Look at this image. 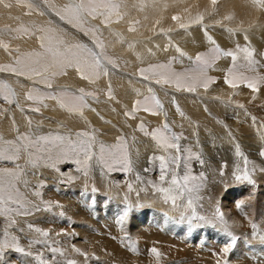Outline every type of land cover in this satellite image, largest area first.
Listing matches in <instances>:
<instances>
[{"label":"rangeland","instance_id":"obj_1","mask_svg":"<svg viewBox=\"0 0 264 264\" xmlns=\"http://www.w3.org/2000/svg\"><path fill=\"white\" fill-rule=\"evenodd\" d=\"M35 3L40 5V10L46 14L43 16L40 15V18H34L33 21L26 22L28 23L26 27L35 31L37 26H51L60 31V34L65 35V39L69 43L78 41L87 44L89 47L93 46L89 36H85L71 25L59 20L56 15L49 12L48 8L40 0H35ZM56 5L63 6L62 4ZM26 10L29 12V9ZM34 11L31 12L30 16L33 17ZM13 13L19 15L14 11ZM9 16L12 15L9 14ZM49 21H51V24L48 23ZM90 23L95 25L93 21H90ZM9 26L10 24L6 21L4 24H0V27H3L0 29H6ZM260 27L262 30L264 23H261ZM202 28L206 32L212 28L217 31H226V28L216 23H211ZM111 29L115 31L116 28L111 27ZM104 30H108V28ZM245 30L242 34L248 39H239L232 45L224 46L220 42L218 44L215 42V45L210 44L206 48H197L194 53L188 52L187 54L186 51H183L185 53L183 57L186 59L184 65H180L177 58L170 57L168 60L158 58L155 62L147 61L144 65L140 64L132 69L129 65L125 66L126 64L120 63L118 61V53L113 52L107 47L108 54L115 58L120 66L119 70L110 69L108 77L102 76L96 83H89L86 80H82L74 69H69L67 75L59 76L53 81V87L51 89L44 88L41 84L33 85L41 91L52 92L54 94L64 89L72 91L73 88L77 90L83 88L87 92L95 93L98 99L87 98L89 107L84 109V113L87 111L85 114L86 116L88 114V121H90L89 124L91 126L86 122V125L78 122L77 117H74L77 121L75 124L73 119H71L72 123L65 122L64 120L60 121L58 119L59 117L53 115L48 116V111L45 110L44 112L42 109L39 113L29 112V108L35 105H32L30 101L26 100L27 104L25 102L22 103L23 110L18 108L17 112L26 117L33 114L34 116L32 117H39L43 121L39 122L30 117L31 119L24 120L26 125L24 124L22 129L20 122L14 119L19 133H28L33 137L60 135L70 137L73 141H76L77 133L88 132L94 134L96 137L93 149L96 154L99 153L100 144H104L106 147H112L119 142L120 138H123L127 143L132 170L125 172L123 171L122 164H114L112 170L109 171L106 166L98 163L94 156L88 175L85 176L82 171H77L76 164L71 162L75 159V153L68 151L66 156L63 155L62 148L65 146L53 148L51 153L54 158L59 157L66 161L57 165L59 171L55 168L44 166L43 162L39 167L33 168L26 164V154H22V158L17 162L24 169V175L19 183L20 191L41 210L34 211L32 215L27 217H16L17 223L10 231L19 237L21 246L27 248L28 241L33 238L34 233L28 229V225L32 224L35 227L48 231L50 233L49 242L64 251V257H57L58 264H64L65 259H75L78 264H85L84 258L73 251V246L89 253L90 257L94 253L99 258L98 260L90 259L88 264H156V260L150 251L153 247L162 253L160 264H217L218 260H220L221 264H224L225 259L228 264H264V257L261 256V253L264 252V246L258 240L252 238V223L257 224L259 230L264 232V166L262 165L264 156L260 155V152L264 151V146L260 149L259 155L252 154L254 148L251 146H248V149H250L248 152L250 154H247L246 149V154H244L243 147L239 143L241 140L251 139L252 136L248 134L254 132L255 126L264 124V88L261 89L260 93L255 94V98L252 97L247 101L246 104L248 107L245 103H242L244 104L243 108L238 107L235 103H230L234 101L233 99H230L229 102H226V99L223 100L224 102L219 101V106L223 109L219 110V108H216L215 110H211V113L207 112L210 118H196L193 120L194 125H188L189 123L183 120L180 124L178 122L171 123V121L169 123L168 119L172 131L183 137L179 142L181 148H190L192 153L199 155L203 161V163H200L194 158L188 160V154L182 152L180 168L177 172L179 176H182L186 171L184 165L188 164L192 175L197 177L196 183L201 185L199 192L193 193V196L200 197L195 203L197 214L211 217L215 207L219 205L228 222L229 230L237 237L236 246L226 258L223 257L221 249L229 242L230 238L224 232L222 225L216 224L215 227L212 225H204L202 227L192 228L190 231L187 221H180L181 212L184 210L183 207L174 210L171 203H164L162 194L152 188L149 181L160 184L159 161L154 160L153 157L165 154L160 149H157L155 142L151 140L150 136H145L143 132L139 131V125L142 122L145 128L151 132L153 129L161 126L150 127L147 124L148 122L145 121V117L150 116L152 119H155L158 116L143 110L137 111V113L135 112L136 114L133 113L135 116L134 119L125 116L126 111L130 112L133 110V105L136 100L139 99L142 101L149 93L142 90L139 93L141 97L135 98L134 100H130L122 95L124 92L123 88L128 83H137L152 87L158 99H160V93L167 98L170 97L169 99L172 98V101L175 98L174 103L178 106L183 107L184 98L202 102V99L206 98L200 92L202 89L193 94L177 92L171 87L161 88L150 81L143 80L138 70L150 65L171 62L175 71H184L194 66L196 55L205 54V51L210 50L207 56H211V49L215 46H218L222 52H233L236 54V63L238 65L245 64L246 60L244 55L238 52L235 53L233 51L234 48L238 45H241V49L248 48L253 52L252 59L255 61L258 72L264 75V37L261 31L254 34L252 29L247 28ZM39 34L37 33V35ZM119 34L121 35V33ZM160 36L161 34L157 35V37ZM0 38L10 43L11 39L9 37L2 36ZM123 38L122 40H124ZM29 39V42L32 44L30 50H40L38 40L34 36L29 37ZM148 39L151 42L155 40L153 36V38H146V41L145 38H139V40H134V43L135 45L136 43L144 45L149 42ZM215 40L218 41L217 39ZM3 64L0 63V65ZM175 64L176 66H174ZM232 64L231 56L221 55L216 60L214 66L208 70V75L215 78L216 83L210 85L208 91L212 92V90L219 87L226 88L225 90L230 89L225 84L224 78L226 71ZM11 76L13 78L16 77L12 74L5 73L4 75H0V80L6 81L15 91V85H12V81L10 83L8 82V78ZM16 79L18 78L16 77ZM109 83L111 84L114 97L111 100L107 97ZM241 87L245 95H248L250 90L244 86L238 87V90H241ZM31 88L33 87L29 86L26 92ZM212 100H209V102H212ZM253 101L254 103H252ZM161 103L162 105H166L167 103L169 104V101H162ZM119 105L120 107H117ZM14 106L16 104L7 105L0 99V111L7 109L6 112H10L12 108H15ZM19 107H21L20 103ZM39 107L41 108V105ZM182 110L185 112L184 109ZM237 111H247L246 113L244 112L241 119H239L240 123L237 124L238 130L241 131L239 134L243 136L241 139H237L236 142L237 135H234L228 139L230 141L227 144L228 146H224L219 139L210 140L206 138L205 135L208 133L212 135L213 132L219 133L218 131H225L230 126H233ZM6 112L0 115V120L4 119ZM160 113H162L165 119L167 110L164 106L163 111ZM215 113L220 114L219 118L217 115L216 118L211 116V114L213 115ZM89 115L91 116L90 118ZM253 117L256 118L255 124H253ZM29 120H31V127L28 123ZM44 121L46 122L44 123ZM101 121L106 126L100 125ZM10 122L13 124L11 120ZM53 123H57L55 127H52ZM11 126L13 127V125ZM260 133L264 134V129L261 132H257L256 136L258 137ZM17 134V131L14 129L11 134L8 133L5 137L9 140H15ZM198 134L202 136L197 137ZM187 135L193 139H190L191 137L188 138ZM149 140L154 142V144H150L151 142ZM233 140L236 146L239 145L241 152L249 161L248 170L254 181L252 184H249L247 181L236 180V175H242L244 165L243 157L234 155L236 153V147L232 142ZM261 141L264 144V139ZM194 143L195 145L197 143V145H193ZM218 150H223L225 153L227 150H232L233 157L230 158L221 151L222 155H220ZM256 158L260 160H256ZM109 163H111V160H109ZM238 165L240 171L237 170ZM0 167L14 168L15 165L6 161H0ZM201 173L203 174L202 179ZM70 176L74 177V179L69 180L68 177ZM137 176L140 179H137ZM25 181L27 182L26 184ZM129 184L132 185V191L128 189ZM40 185L43 186L41 187ZM162 186L167 187V181ZM93 188L96 189L95 192H93ZM37 191L41 193L40 196L34 195ZM240 200L244 201L242 209L236 207V203ZM177 203L186 205L187 194ZM49 205L50 209L45 210ZM129 205L132 206V211L129 212L128 217L123 225H121L118 223L119 216ZM137 205L140 206L137 207ZM4 223L3 218H0V230H2ZM193 223H196V221ZM161 225H164V227H161ZM20 229L23 231H20ZM132 242L135 243L137 249L135 253L129 250V244ZM31 251L33 253L43 251L45 258L49 260L52 256L51 252L42 245L34 246ZM6 260L10 264H36L31 257H25L11 251L6 253Z\"/></svg>","mask_w":264,"mask_h":264},{"label":"snow or ice","instance_id":"obj_2","mask_svg":"<svg viewBox=\"0 0 264 264\" xmlns=\"http://www.w3.org/2000/svg\"><path fill=\"white\" fill-rule=\"evenodd\" d=\"M42 2L48 8L49 12L56 15L59 20L71 25L85 36H89L93 46L89 47L87 44L78 41L69 43L66 41L65 35L60 34V31L51 26H37L35 31L30 30L24 25H21L17 29L6 28L0 30V37L8 35L11 39H19L22 36H34L39 42L40 50L19 53V49H16L15 51L18 54L15 56L13 62L0 65V73L23 77L32 81L33 85L41 84L44 88L51 89L53 87V81L59 76L67 75L69 69H74L82 80H86L89 83H96L102 76L108 77L110 69L119 70L120 66L117 60L108 54L103 32L97 26L92 25L90 21L99 20L104 28L109 29L112 24H118L124 21L126 13L121 10L125 6L123 0H77L76 3H68L63 6H57L52 0H42ZM251 2L254 6L264 9V0H251ZM159 3L160 0H136L133 7H137L139 11H144L148 7H156ZM210 3L215 8L218 0H210ZM0 4H3L8 9L13 7L11 3H6L5 0H0ZM16 5L29 9V12L26 13L27 15H31V12L34 10L38 11V14L41 16L46 14L40 10V5L36 4L35 0H16ZM168 7L169 5L164 3L161 10H166ZM185 11L187 12L188 9H185ZM171 19L173 22L178 23L181 29L187 30L192 24L202 25L205 17L203 14H197L195 17L190 18L188 23L181 22L183 19L181 15H173ZM224 19L231 20L233 17L227 15ZM128 23V31L132 33L137 32L136 25L140 21L130 20ZM217 23H221V21H217ZM49 24H51V21H49ZM155 24H160V20L155 21ZM150 30L154 31L155 25ZM227 30L229 32H235V29L229 28ZM160 31L166 35L167 32H171L173 29L169 28L164 30L161 28ZM37 33L40 34L37 35ZM110 34L115 36L119 43L124 42L119 33L110 32ZM208 39L211 44L215 45V41L210 36ZM134 46L132 43L128 44L130 49ZM10 47L11 45L8 41L0 38V48L8 52L9 55H11V52H9ZM238 50L244 53L246 63L243 65L236 63V54L233 52H222L218 46H215L211 49V56L204 54L196 55L194 66L184 71H175L171 62L142 67L138 71L143 80L150 81L161 88L171 87L177 92L195 94L200 89L207 92L210 85L216 83L215 78L208 75V70L214 66L216 60L221 55L231 56L233 64L226 71L224 78L225 84L232 89L244 86L254 94L253 98H255V94L260 93L261 89L264 88V75L258 72L255 61L252 59L253 52L251 50L248 48H238ZM176 51L181 56L185 55L179 48ZM147 91L149 95L145 96L142 101L139 99L136 100L133 105V110L131 112L126 111L125 116L134 119L135 116L133 113L140 110L152 115H158L163 111V105L155 95L153 88L149 86ZM137 94L140 95L139 93ZM16 97L17 93L14 89L6 81L0 80V99L7 105L16 104L19 107ZM89 97L94 100L98 99L95 93L87 92L83 88L78 89L77 92L64 89L54 94L33 87L25 96L27 101L35 105L30 107L29 111L39 113L41 110L40 105L47 107L45 101L54 100L61 109L66 110L70 114H78L80 116H83L84 109L89 107L87 102V98ZM107 97L109 100L114 99L110 83L108 85ZM173 102H175V98H173ZM237 106L244 107L242 104H238ZM176 107L179 115L184 117V112L180 110L178 105ZM6 111L7 109L0 111V115H3ZM166 115L165 113V117ZM252 120L253 124H255L256 118L253 117ZM28 123L31 127V120ZM13 126L15 127V121H13ZM259 127L264 129V124H261ZM16 131L18 134L15 140L5 139L0 134V161H6L15 165L14 168L0 167V218H3L5 222L2 230H0V264H10L6 260V253L10 251L25 257H31L36 264H58L57 257H64L65 253L61 248L53 246L49 242L50 233L48 231L29 224L28 229L34 233V236L28 241L27 248L21 246L19 237L10 231L17 223L16 217H27L32 215L34 211L41 210L20 191L19 183L24 175V169L17 162L22 158V154H26L27 165L35 168L39 167L43 162L44 166L52 167L59 171L57 165L66 161L59 157L54 158L51 153L53 148L65 146L62 148L63 155L66 156L68 151L75 153V159L71 162L75 163L77 171H82L85 176L88 175L94 156L97 162L106 166L109 171L112 170L114 164H122L123 171L129 172L132 169L128 156L127 143L123 138H120L119 142L112 147H106L104 144H100L99 153L96 154L93 151L96 137L94 134L88 132L77 133V139L73 141L70 137L60 135L33 137L28 133H19L18 129ZM139 131L143 132L145 136H150L157 148L165 153V155L153 157L154 160L159 161L160 184L149 181L152 188L162 194L163 202H170L174 210L183 207L184 210L181 212L180 221L184 222L186 220L190 231L192 228L202 227L204 225H212L213 227L216 224L222 225L224 232L230 238L229 242L221 249L223 257L226 258L236 246L237 237L229 230V225L224 217L223 211L217 205L211 217L198 215L195 203L200 197L193 196V193H198L201 188V185L196 183L197 177L192 175L188 164L184 165L186 171L182 176L177 174L180 168L182 152L188 154V160L194 158L200 163H203L200 156L193 154L190 148H181L179 142L183 137L172 131L167 119H165L161 127H157L151 132L141 122ZM261 138L264 139V134H262ZM236 155L243 157L244 165L242 175H236V180L247 181L249 184L254 183L248 170L249 161L241 152L239 145L236 146ZM260 155L264 156V151H261ZM109 160H111V163H109ZM237 170L240 171L239 165L237 166ZM202 177L203 174L201 173V179ZM68 179L72 180L74 177L70 176ZM137 179H140V177L137 176ZM166 181L168 186L163 187L162 185ZM40 186L42 187L43 185ZM128 189L129 191L133 190L131 184L128 185ZM95 191L96 189L93 188V192ZM186 194V205L178 204L177 202L182 200ZM34 195L40 196L41 193L37 191ZM139 206L137 205V207ZM243 206V200L236 203L238 209H242ZM49 209L50 205L45 210ZM130 211H132L131 205L125 208L119 216L118 223L123 225ZM194 221L196 223H193ZM20 231L23 230L20 229ZM252 238L258 240L264 246V232H261L255 223H252ZM36 245H42L50 251L52 254L51 259L45 258L43 251L33 253L31 249ZM129 250L133 253L137 251L134 242L129 244ZM73 251L84 258L85 264H88L90 259H99L94 253L90 257L89 253L81 251L75 248V246H73ZM150 251L156 260V264H160L162 253L155 247ZM261 256L264 257V252L261 253ZM64 264H78V262L75 259H65ZM217 264H221L220 260L217 261ZM224 264H228L226 259L224 260Z\"/></svg>","mask_w":264,"mask_h":264},{"label":"bare ground","instance_id":"obj_3","mask_svg":"<svg viewBox=\"0 0 264 264\" xmlns=\"http://www.w3.org/2000/svg\"><path fill=\"white\" fill-rule=\"evenodd\" d=\"M40 1H41V3H43L42 0H40ZM5 2L6 3H8V2L12 3L13 7L8 9V8H5L3 6V4H0V24L1 23L4 24V22L7 21L8 24H10L9 28L17 29L21 25L27 26L28 23H26V22H30L31 20L33 21L34 18H40V15L38 13H36V11H34L33 17L30 15H27L26 14L28 12L26 10L27 8L17 6L16 0H5ZM52 2L54 4L65 5L68 3H76L77 0H52ZM123 3L125 4V6L122 7L121 10H122V12L126 13L125 19H124V21H121L118 24L114 23L111 25V27L116 28L115 31H113L111 28L110 29L108 28L109 31L104 30L105 28L102 27L99 20H94L93 22H94L95 26L100 28V30L103 32V37H104V40L106 42L107 47L110 48L113 52L118 53V61L120 63L122 62V64H126L125 66L129 65L132 69L136 68L140 64L144 65L147 61H150V62L154 61L155 62L156 59H158V58H163L165 60H168L170 57L177 58L180 65L181 64L184 65L186 59L183 56H181L180 53L176 51V49L179 48L182 52L186 51L187 54H188V52L194 53V51H196L197 48H206V47H208V45L211 44L209 42V39H208L209 36L217 44L220 42L224 46L232 45L235 42H237L239 39H244L245 35H243L242 33H244V30L247 28L250 30L252 29L254 34H257L261 31V33L264 37V28L261 30V27H260L261 23H264V9H261V8L254 6L252 4L251 0H218V3L215 5V8H213V6L211 5L210 0H160V3L156 7H154V8L148 7L144 11H139L137 9V7H133V5L136 3V0H123ZM164 3H167L169 5V7L166 10H161L162 5ZM185 9H188V11L186 12ZM13 11L19 15H15L13 13ZM9 14H11L12 16H9ZM197 14H203L204 15V17H205L204 23L202 25L192 24L191 27H189L187 30L181 29L179 27V24L176 22H173L171 19V17L173 15H181L183 18L181 22L182 23H188L189 19L192 17H195ZM227 15H231L233 17V19L225 20L224 17ZM16 17H18V18H16ZM20 19H21V21H20ZM130 20H139L140 21V23L136 25L137 32H135V33L128 31V27H129L128 22ZM157 20H160V24H158V25L155 24V21H157ZM217 21H221V23H217ZM211 23H216V24L223 26L224 28H226V31H223V32L217 31L214 28H212L208 32L204 31V29L202 27L210 25ZM259 23H260V25H259ZM154 25H155V30L151 31L150 29H153ZM0 28H3V27H0ZM161 28H163L164 30L171 28V29H173V31L167 32V34L165 35L164 33H162L160 31ZM229 28L235 29V32L234 33L229 32L227 30ZM110 32L121 33L120 37H121V39L124 37L123 38L124 42L119 43L117 41V38L115 36L111 35ZM246 33H247V31H246ZM160 34H161V36L157 37V35H160ZM3 36L9 37L11 39V37L8 35H3ZM153 36L155 38L154 42H151L150 39H148L149 42L147 41L148 43H145L144 45L137 44V43L135 45V43H134V40H137V39L139 40V38H141V39L145 38V41H146V38H149V37L153 38ZM215 39H217L218 41H216ZM246 39H248V38H246ZM29 41H30L29 36H22L19 39H11L10 40L11 47L9 49V52H11V55H9L8 52H5L4 49L0 48V63H2V64H3V62H5V64L12 63L15 56L18 54L15 51L16 49H19V53H28V51L32 48V44ZM129 43H132L135 46L130 49L128 47ZM33 47H35V46L33 45ZM240 47H241V45H238L236 48H234L233 51H235V53L238 52L239 54L244 55V53L242 51L238 50V48L241 49ZM166 49H167V51H165ZM208 52H210V50L205 51L204 55L207 56ZM174 66H176V64ZM2 74L4 75L5 73H0V75H2ZM17 78L18 79H16V77L13 78V76H11L10 78H8V80H9L8 82L10 83L12 81V85L13 84L15 85V86L14 85L13 86L15 88V92L17 93L16 98L18 100V103L21 104V107H17V105L14 106L15 108H12V110L10 112H6L4 119L0 120V132L4 136L5 139H7V137H5V135L7 136V134L8 133L11 134L14 129L15 130L18 129L16 125H15V127L11 126L13 124L10 122V120L12 122L14 121V119L19 121L20 127L22 129H23L24 124H25L24 120L29 119L30 117L34 118L35 120H38L39 122L43 121L39 117H37V118L32 117V116H34L33 114L29 113L30 115L26 117V116H23V114H20L17 112L18 108L23 109L22 103L25 102V104H27L25 96H26V93H27L26 90L28 89V87L29 86L35 87V86H33L32 81L27 80L23 77H17ZM120 86H122V85H120ZM66 87H68V86H66ZM114 87H115V85H114ZM69 88H72V87H69ZM147 88L148 87L146 84L145 85H139L137 83H128V85L123 88L124 92L122 93V95H124V97L126 96L130 100H134L135 98L141 97L137 93L142 92V90H144L146 93H148ZM225 89L226 88H223V87L220 88L219 87V88H216L215 90H212V92L211 91L204 92L203 90H201L200 91L201 94L206 97L205 99H202L203 100L202 102H199V101L194 100V99L192 100V99H187V98L185 99L184 98L183 107L179 106L181 111H183L182 109L185 110L184 113L186 115L184 117H181L179 115V113L177 112V107H176L177 105L171 100L172 98L169 99L170 97L167 98L162 93H160L159 94V97H160L159 100L161 102L162 101H164V102L169 101V104L168 103L166 105L163 104V106L167 110V116L165 117V119H167V122L169 119V123L171 121V123L178 122L180 124V122L182 123V120H183L185 122H188L189 123L188 125H190V124L194 125L193 120H195L196 118H199V119L210 118V116L207 115V112L211 113L210 111L215 110L216 108H219V110L223 109L222 107L219 106V103H218L219 101L221 102V101L226 99V102H229L230 99H233L234 101H232L230 103H235L238 105V104H242V103L246 104L247 101L253 97L252 96L253 93L251 91L248 93V95H245L243 88L241 90H238V88H236V89L230 88L229 90H225ZM72 91L77 92V89L73 88ZM165 98L168 100H166ZM177 99H178V97H177ZM212 99L216 100V101H213ZM209 100H212V102H209ZM258 100H260V99H258ZM45 103L47 104V107H44L43 105H41L40 109H42V111H44V112H45V110L48 111V114L46 113L48 116L53 115V116L59 117L58 119H60V121L64 120L65 122H69V123L71 122V119H73L74 124H75V122H77L74 119V117H77V120H79L78 122H80L82 124L86 125V123L87 124L90 123V121H88V114H87V116L85 114L87 111L84 113L83 116H80L78 114H70L66 110L61 109L59 107V105L56 103V101H54V100H47V101H45ZM252 103H254V101ZM221 104H224V103H221ZM115 105H117V104H115ZM242 105H244V104H242ZM246 106H247V104H246ZM117 107H120V105ZM127 107H129V106H127ZM205 109H207V111H205ZM129 111H130V109H129ZM244 112L237 111V114L235 113V124L233 126H230L228 130L218 131L219 133L213 132L212 135L208 133L207 135H205L206 138L210 139V140L219 139L224 144V146H228L227 144L230 143V141L228 139L234 135H237V138L235 139V141L237 139H241V137H243V136H241L239 134L241 131L238 130L237 124L240 123L239 119H241ZM57 114H59V115H57ZM172 114H174V116H172ZM216 115L219 118L220 114H217V113H215L213 115L211 114V116L213 118H216L217 117ZM156 116H158V117L155 119H152L150 116H147V118L145 117V121L148 122L147 124H149L150 127L162 126V124L164 123L165 119L163 118L162 113H160ZM90 117L91 116L89 115V118ZM93 117H92V119H93ZM45 122L46 121H44V123ZM10 123H11V125H10ZM56 124L57 123H53L52 127H55ZM100 125L106 126V124H104V122H102V121L100 122ZM131 126H133V125H131ZM261 130L262 129L259 126H257V127L255 126L254 132H252L251 134H248L249 136H252L251 139H247V140L244 139L243 141L242 140L239 141V143L241 144L240 146L243 147L244 154H246V152H247V154H250L248 152L250 150V149H248V146H251L252 148H254V151L252 154L259 155V151L264 146V144L261 141L262 140V138H261L262 134L260 133V135L257 137L256 133L261 132ZM201 136L202 135L198 134L197 137H201ZM187 137L190 138L191 136L189 137L187 135ZM190 139H193V138L191 137ZM205 139H203V140H205ZM226 140H228V141L226 142ZM195 141H196V139H195ZM150 142H151L150 144H152V145L154 144V142H152V141H150ZM192 142H193V140H192ZM232 142H233L234 146L236 147L234 140ZM193 145H195V143ZM196 145H197V143H196ZM245 149H246V152H245ZM218 151H219L220 155H222L221 152L225 153V151H223V150H218ZM231 151L232 150H229V151L227 150V152L225 153L230 158L233 157V153ZM160 153H161V151H160ZM235 154L236 153H234V155ZM256 160H260V159L256 158ZM232 164H235V163H232ZM262 165L264 166L263 161H262ZM161 227H164V225L163 226L161 225Z\"/></svg>","mask_w":264,"mask_h":264}]
</instances>
